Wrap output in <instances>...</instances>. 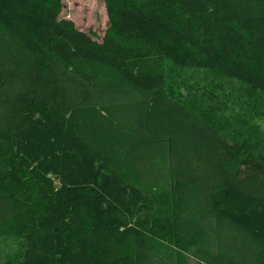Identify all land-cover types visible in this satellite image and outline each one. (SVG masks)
I'll return each mask as SVG.
<instances>
[{"label":"trees","instance_id":"1","mask_svg":"<svg viewBox=\"0 0 264 264\" xmlns=\"http://www.w3.org/2000/svg\"><path fill=\"white\" fill-rule=\"evenodd\" d=\"M102 1L0 0V264H264V0Z\"/></svg>","mask_w":264,"mask_h":264},{"label":"rangeland","instance_id":"2","mask_svg":"<svg viewBox=\"0 0 264 264\" xmlns=\"http://www.w3.org/2000/svg\"><path fill=\"white\" fill-rule=\"evenodd\" d=\"M64 8L61 13L62 18H68L75 22L76 26L82 31L93 36L94 39L101 41L106 29L109 25L107 9L104 1L102 0H63ZM191 71L186 73V76L190 74ZM199 77H203V74L200 73V76L194 74L192 81L197 80ZM219 81V82H218ZM202 84H205L203 82ZM211 86L215 87L216 92V102L204 100L202 103H199L200 107L207 108L215 107L217 112L227 119L228 116H233L238 110L239 105L233 101V82L228 79H217L214 82L210 83ZM211 90V88H210ZM209 102V103H208ZM254 125L262 128L264 130V117L255 118L253 120ZM226 123V122H225Z\"/></svg>","mask_w":264,"mask_h":264}]
</instances>
